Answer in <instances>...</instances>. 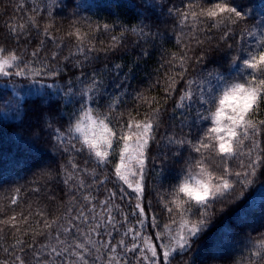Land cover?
Returning a JSON list of instances; mask_svg holds the SVG:
<instances>
[{
  "label": "snow or ice",
  "instance_id": "obj_1",
  "mask_svg": "<svg viewBox=\"0 0 264 264\" xmlns=\"http://www.w3.org/2000/svg\"><path fill=\"white\" fill-rule=\"evenodd\" d=\"M157 2L175 18L180 28L176 44L182 47L162 54L152 82L132 94V107H127L126 81L133 67L109 95L106 78L119 76L124 65L107 61L126 47L130 36L137 37V44L158 36L148 24L117 27L86 19L85 27L74 20L61 35L55 23L60 0H47L43 9L33 7L20 21L5 22L14 47L0 45L4 86L15 93L19 78L30 85L29 95L44 98L43 104L60 102L46 124L57 145L73 154L62 166L63 183L75 182V174H86L91 166L89 187H103L107 193L99 201V213L93 198L84 195L87 211L80 208L75 215L70 201L51 220L41 212L33 214L30 207L0 218V238L6 230L14 237L3 249L11 264H27L17 253L29 250L34 264H208L215 257L203 246L214 229L232 239L251 227L253 195L247 193L258 181L264 187V3ZM24 7L19 3L17 10ZM67 39L74 43L64 56ZM22 42L32 50L20 51ZM140 55L151 53L141 46ZM101 59L106 62L98 67ZM31 107L26 113L17 103L15 118L40 120L41 106L32 102ZM4 128H9L6 115L0 120V130ZM76 154L87 157L83 170ZM170 160L181 165L182 179L158 195L157 210L146 200L147 181L151 173L163 178ZM84 187L81 179L78 189ZM7 199L15 211L20 189ZM162 214L168 217L163 224ZM229 217L239 222L229 223ZM260 224L264 226V215ZM251 243L246 264H264V231Z\"/></svg>",
  "mask_w": 264,
  "mask_h": 264
},
{
  "label": "trees",
  "instance_id": "obj_2",
  "mask_svg": "<svg viewBox=\"0 0 264 264\" xmlns=\"http://www.w3.org/2000/svg\"><path fill=\"white\" fill-rule=\"evenodd\" d=\"M46 2L47 0H0V45L9 48L14 47V42L7 39V30L4 28L5 22L9 21L10 18L20 21L25 15L31 14L33 7L38 6L43 9ZM60 2L62 7L55 10V23L61 35L69 29L74 20L86 27L84 24L86 19L101 24L105 22L115 23L117 27L121 24L131 27L143 21L150 26L153 33L159 32V35L154 39L150 37L147 41L140 40L139 44L135 42L137 37L130 36L126 47L117 53L112 60L107 61L111 64L114 60L124 65L119 76L112 74L106 78L105 87L109 95L118 91L116 85L123 79L128 68L133 67V72L126 81L129 101L127 107H132V94L136 90H145L157 75L155 70L161 63L162 54L176 51L182 47L176 44V36L180 32V28L177 26L175 18L169 17L166 10L162 11L157 0H60ZM173 2L180 6L182 0H173ZM253 2L258 6L259 3H264V0H253ZM19 3L25 5L23 10H17ZM164 3H167V0H164ZM116 5L120 6L116 7ZM38 15L46 16V13ZM41 23L44 21L42 20ZM185 31L187 30L185 29ZM33 39L34 41L38 39L35 33ZM100 39L107 40V37L100 36ZM65 43L68 44V47L64 48L63 55L67 56L74 39H67ZM141 46L147 48L151 53L149 57L140 55ZM24 47H27L29 52L32 50L31 45L24 46L22 42L20 51H24ZM105 62L101 59L97 66L103 65ZM11 97L12 93L9 89L0 87V120L6 115L9 125V128L0 130V208L4 209L3 212H0V218L6 219L8 214H18L21 210L27 212L30 207L33 214L41 212L51 220L65 212L69 208L70 201L72 202L73 215H75L80 208H85L84 195L93 198V202L97 205L96 211L99 213V201L104 200L107 193L103 187L99 191L95 185L89 187L93 180L91 166H87L89 170L86 174L83 172L76 173L75 182H70V185L63 183L65 173L62 166L68 164V160L73 158V154L65 153L57 145L52 136V130L46 124L48 119L54 118L53 113L56 112V106L60 102L52 100L48 104H43L44 98L34 94L27 95L19 103L24 106L26 113L33 111L32 102L40 105L42 108L41 118L37 120L32 116H21L20 119H16V114H11L9 113L10 110H7L11 104L9 102ZM58 126V123L53 124V127ZM86 158V156L79 154L75 155V159L82 170L86 167L84 164ZM168 163L169 167L163 178H157L155 173H151L147 181L146 200H151L153 208L157 210L161 208L157 200L158 195L163 194L182 179L180 176L181 165H177L173 160ZM233 167H236L235 163ZM47 174H51V178ZM81 179L84 181L85 187L78 189ZM259 183L258 181L257 184L253 185L247 193V195H253L249 202L252 212L251 227L238 233L232 239H229L225 232L214 229L213 234L209 235L203 246V251L215 257L209 259L208 264H246L249 249L252 247L251 241L258 237L261 231H264V226L260 224L262 215H264V187H259ZM108 187L111 188L113 185L109 183ZM37 188L39 191H34ZM16 189H20L21 203L13 211L8 207L7 198ZM132 195L134 197V194ZM120 203L123 204L125 212L130 211L127 203ZM85 211H87L86 208ZM33 218L39 219L35 215ZM117 218L119 219V216ZM130 219L134 218L130 217ZM167 221V215L162 214L161 224ZM233 221L239 222L237 218L229 217L228 222L232 223ZM84 227L86 226L81 225V228ZM117 238L119 237L117 236ZM38 239L43 240V237ZM44 242L47 243V241ZM12 243H14V237L10 230H6L3 238H0V264H11L12 257L7 255L3 249L9 248ZM39 247L40 245L37 244V248ZM17 254L24 255L27 264H34L30 250L26 254ZM40 255L42 257L47 256V252L45 251ZM51 258L48 257V259Z\"/></svg>",
  "mask_w": 264,
  "mask_h": 264
},
{
  "label": "rangeland",
  "instance_id": "obj_3",
  "mask_svg": "<svg viewBox=\"0 0 264 264\" xmlns=\"http://www.w3.org/2000/svg\"><path fill=\"white\" fill-rule=\"evenodd\" d=\"M18 83H19V87L16 89L15 93H13V90L11 87H5V80L1 79L0 80V87L5 88V89H9L10 92L12 93V97L9 100V102H11L10 107L7 110H10L9 113L11 114H16V106L17 103H19L21 101V97H26L27 95H29L28 93V88L30 87V85L28 84V82L26 81H20L18 78H16ZM35 92V89H33V93ZM15 111V112H14Z\"/></svg>",
  "mask_w": 264,
  "mask_h": 264
}]
</instances>
